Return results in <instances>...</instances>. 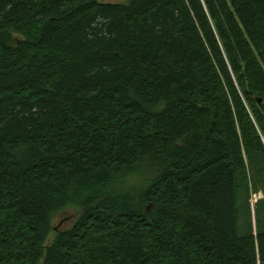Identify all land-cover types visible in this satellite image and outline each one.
<instances>
[{
  "label": "trees",
  "instance_id": "trees-1",
  "mask_svg": "<svg viewBox=\"0 0 264 264\" xmlns=\"http://www.w3.org/2000/svg\"><path fill=\"white\" fill-rule=\"evenodd\" d=\"M100 1L0 0V264H264V0Z\"/></svg>",
  "mask_w": 264,
  "mask_h": 264
},
{
  "label": "rangeland",
  "instance_id": "rangeland-1",
  "mask_svg": "<svg viewBox=\"0 0 264 264\" xmlns=\"http://www.w3.org/2000/svg\"><path fill=\"white\" fill-rule=\"evenodd\" d=\"M101 3H112V4H128L130 0H101ZM263 192H259L258 194H254L252 196L253 205L257 203L260 199H263ZM78 213L74 210H69L67 212L62 213L58 218L54 220L53 229L54 231L50 235V241L54 239L55 234L59 231H63L69 228L74 224V221L77 217Z\"/></svg>",
  "mask_w": 264,
  "mask_h": 264
}]
</instances>
